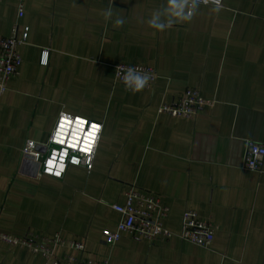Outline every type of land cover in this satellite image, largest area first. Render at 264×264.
Returning a JSON list of instances; mask_svg holds the SVG:
<instances>
[{"label":"crops","instance_id":"crops-1","mask_svg":"<svg viewBox=\"0 0 264 264\" xmlns=\"http://www.w3.org/2000/svg\"><path fill=\"white\" fill-rule=\"evenodd\" d=\"M164 0H0V35L29 27L19 75L0 94V232L34 233L84 243L86 259L110 264H263L264 170L243 167L246 143L264 144V0L200 5L189 23L159 32L141 23ZM125 18L114 27L100 14ZM48 51L46 64L41 53ZM154 66L149 89L133 93L117 64ZM193 88L212 103L191 117L158 113ZM61 105L103 120L91 170L63 178L38 173L22 157L29 138L47 140ZM130 185L169 207L176 236L149 242L128 233L112 245ZM196 210L219 229L209 247L181 239L182 215ZM0 264H48L43 254L0 241Z\"/></svg>","mask_w":264,"mask_h":264},{"label":"built area","instance_id":"built-area-1","mask_svg":"<svg viewBox=\"0 0 264 264\" xmlns=\"http://www.w3.org/2000/svg\"><path fill=\"white\" fill-rule=\"evenodd\" d=\"M25 2L26 0H17L18 19L24 16ZM28 32L29 27H25L23 34L20 35L17 21L8 35H0V94L7 90L10 79L18 76L20 73L19 67L22 58L19 49L27 40ZM128 67H135L142 72L150 74L151 80L145 89H149L158 77L157 70L154 66L120 63L115 67V77L122 85L123 83L120 77H122L123 72ZM211 103L199 90L188 88L175 102L160 104L158 113L168 114L172 117L189 118L199 108ZM24 147L21 150L22 157L33 161L38 166V173L59 179L64 177L66 171L61 177H55L45 172L44 161L49 153L48 148L44 147L43 144L38 145L35 149L39 152L38 160L26 155ZM48 147L61 146L51 145ZM97 148L98 145L95 150V155ZM94 159L91 161V168L84 165L77 167H83L89 171L92 169ZM243 167L257 172L264 170V144L253 140L247 141L243 157ZM113 209L120 214V220L115 229L103 231L102 241L107 245L116 243L123 233H128L152 243L167 241L176 236L173 231L165 226V221L170 212L169 207L162 205L160 198L152 192L142 191L135 185H130L125 192L124 203L113 205ZM218 229V225L211 220L202 219L196 210L188 209L182 215L181 230L177 236L201 247H209ZM0 241L7 244L25 246L34 253L43 254L48 264H110L108 259L95 261L86 259L81 255L73 254L72 252H65L62 255L57 254L56 250L58 248L82 252L85 246L83 242L64 238L60 233L52 236H41L30 232L24 236H16L0 232Z\"/></svg>","mask_w":264,"mask_h":264},{"label":"clouds","instance_id":"clouds-1","mask_svg":"<svg viewBox=\"0 0 264 264\" xmlns=\"http://www.w3.org/2000/svg\"><path fill=\"white\" fill-rule=\"evenodd\" d=\"M212 5L211 11L220 12L224 5L222 0H164L159 8L151 11L147 19L141 18V23L148 28L162 32L174 24L189 23L199 12L200 5ZM105 22L112 20L114 27L124 25L125 18L115 15L111 6L100 13ZM48 51L41 53V63L46 64ZM126 90L137 93L149 85L151 76L135 67H128L120 77ZM104 121L94 119L83 112L74 111L61 105L56 114L49 135L44 142L29 138L25 141L26 155L39 159L38 145L48 148V156L44 161L45 172L55 177H61L69 166H87L91 168L98 141L101 138ZM59 145L61 147H48ZM71 153V154H70Z\"/></svg>","mask_w":264,"mask_h":264}]
</instances>
